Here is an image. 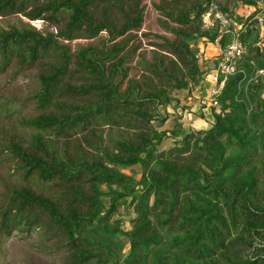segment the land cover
I'll return each mask as SVG.
<instances>
[{"label": "trees", "instance_id": "trees-1", "mask_svg": "<svg viewBox=\"0 0 264 264\" xmlns=\"http://www.w3.org/2000/svg\"><path fill=\"white\" fill-rule=\"evenodd\" d=\"M96 1L103 3L99 15ZM259 1L264 2H154L166 18L163 27L174 34L161 36L167 53L153 50L150 60L142 58V73L134 79L124 65L127 53L119 56L126 42L80 48L74 64L84 83L75 85L64 81L71 56L58 38H93L105 30L115 39L137 30L144 18L140 0H0V15L24 12L29 19L56 22L68 12L56 33L29 24L0 29L4 62L16 54L19 64H30L56 49L57 59L38 75L33 92L40 112L22 119L32 129L29 141L9 138L4 149L17 158L23 182L59 188L44 194L26 184L13 187L0 205V233L41 230L63 249L62 264H264V5ZM211 3L231 28L242 26L238 37L245 52L210 96L216 105L200 103L198 116L206 118L203 110L210 109V125L183 131L172 92L204 86L213 67L199 63L200 44L208 47L218 36L222 46L231 40L213 13L210 25L203 26ZM241 5L252 11L237 13ZM114 9L123 12L122 20ZM218 63L219 56L213 66ZM223 76L219 73L216 87ZM80 94L95 99L82 104L60 99ZM168 119L171 127L158 129ZM96 121L123 131L104 144L92 127ZM76 131L84 132L81 141L95 152L84 150L79 138L68 145ZM164 139L172 144L162 148ZM120 206L129 227L123 226Z\"/></svg>", "mask_w": 264, "mask_h": 264}, {"label": "rangeland", "instance_id": "rangeland-1", "mask_svg": "<svg viewBox=\"0 0 264 264\" xmlns=\"http://www.w3.org/2000/svg\"><path fill=\"white\" fill-rule=\"evenodd\" d=\"M43 0H39L42 2ZM159 0H140V5L144 6V18L142 25L137 30H130L125 35L115 39H109L108 33L105 30L100 31L97 36L93 38H86L82 35L71 40L58 38L59 43L67 45L68 52L71 56V62L69 63L68 70L64 75V81H70L75 85L84 83V79L81 78L83 72L74 64L75 52L80 48H86L90 45L102 47V42L106 46H111L115 41L126 42V47L120 55L127 53L126 61L124 65L128 67V77L139 79L142 73L143 64L142 58L150 60L152 51L167 53L160 44L163 42V37L172 39L174 34L166 30L161 20L166 19L160 10L153 6L154 2ZM224 1V0H218ZM33 2H27L26 9L28 11ZM259 4L264 5L263 1H259ZM103 5L101 1H96V7L94 8L95 14L99 15V9ZM230 6V4H229ZM125 11L127 8H124ZM123 11V10H122ZM237 13L241 15H248L252 8L240 6L236 9ZM128 12V10L126 11ZM122 13L117 9H114L115 14L119 21L122 20ZM132 14V12H128ZM68 12L62 13L56 22H50L41 18L29 19L24 15V12L11 13L7 15H0V29H9L10 25L20 26L22 24H29L37 30L45 33L50 31L56 33L61 26L67 21ZM210 17L207 15L203 18V26L210 25ZM175 25V24H171ZM264 32V31H263ZM264 35V34H263ZM128 37V39H127ZM126 38V40H125ZM132 48H135L133 51ZM56 49L51 51L42 52L40 57L34 61V63L21 65L19 64V57L16 54H12L7 62H4L2 54L0 53V205L7 198L8 193L13 187L24 185L31 187L36 192H42L44 194H54L59 191L55 185L50 182H41L38 180H29L23 182L21 180V172L17 167V158L10 155L4 148L9 138H16L23 144H26L30 139V133L32 129L25 125L22 119L35 116L38 112L36 101L33 97V92L38 90L39 81L38 75L48 70V63H53L57 57L54 56ZM199 63L206 66L214 67V58L216 56L215 45L200 44L199 45ZM202 65V64H201ZM216 67V66H215ZM212 72V69L208 73ZM126 86V82L121 85V89ZM215 89V84L212 82L211 76L206 77L204 86L194 87L188 90L173 91L179 100V107L177 113L182 114L181 122L183 125V131L191 129L206 128L210 125L212 117L210 115L209 106L211 105L210 96ZM94 98V94H80L75 96L63 95L60 99L65 102L76 101L80 104L86 102L88 99ZM204 102L206 118L198 116L201 109L200 103ZM185 107L182 109L181 107ZM161 109V107H160ZM171 117V114L169 115ZM157 121L154 120L153 124L156 126ZM172 120H166L162 126H157L158 129L171 127ZM92 127L102 134L104 144H112L108 137L115 138L118 131L115 126L109 128L108 125H104L98 121L93 123ZM120 130V129H119ZM128 131V130H127ZM134 130H129L132 133ZM137 131V130H135ZM134 131V132H135ZM47 133V132H46ZM84 132H73L68 139V145H73L78 142L80 135ZM132 135V134H131ZM63 137L57 138V145L61 149L63 145ZM81 146L84 150L89 152H95V149H91L83 140ZM172 144L171 139H164L162 148L169 147ZM138 171L139 166H134ZM126 173H130L129 169H125ZM130 211V210H129ZM119 212L122 213L123 226L129 227L128 216L126 210L123 207H119ZM131 213V211H130ZM55 241L48 239L46 234H43L41 230L35 229L29 233L13 230L8 235L0 233V264H62L65 253L61 248H55Z\"/></svg>", "mask_w": 264, "mask_h": 264}, {"label": "built area", "instance_id": "built-area-1", "mask_svg": "<svg viewBox=\"0 0 264 264\" xmlns=\"http://www.w3.org/2000/svg\"><path fill=\"white\" fill-rule=\"evenodd\" d=\"M211 13H213V17H215L219 21L224 33H229L231 35V40L224 46L220 44V36H218L215 39L214 43L211 44L213 46L215 45L216 56H219L218 66L213 67L212 72H209L207 74V76H211L212 82L215 84V89L211 93V95H213L222 87L226 75L234 73L236 64L235 61L241 56L243 52H245V46L242 44L238 37L239 30L242 27L240 24H236L233 28H231L229 19L218 10V7L215 3H211L210 11L206 15L210 17ZM219 73L223 74L224 76L223 79L219 82L218 87H216V81L218 80ZM210 101L211 106L216 105L215 100L211 99Z\"/></svg>", "mask_w": 264, "mask_h": 264}]
</instances>
